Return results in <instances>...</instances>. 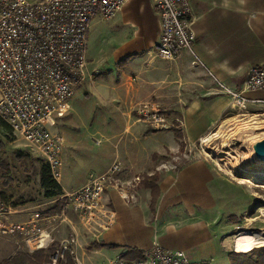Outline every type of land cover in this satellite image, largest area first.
<instances>
[{
    "label": "crops",
    "instance_id": "crops-1",
    "mask_svg": "<svg viewBox=\"0 0 264 264\" xmlns=\"http://www.w3.org/2000/svg\"><path fill=\"white\" fill-rule=\"evenodd\" d=\"M191 12L195 57L183 52L174 61L153 54L160 20L151 0H128L112 19L91 23L87 61L94 80L76 91L70 106L88 94L114 103L117 113L103 116L119 126L87 136L59 133L65 139L61 189L76 190L116 166L106 192L116 223L90 238L73 219L82 264L140 259L154 238L167 250L183 251L193 264H230L231 247L212 220L217 172L196 145L235 116L213 79L240 90L251 67L264 69V0H191ZM246 97L260 103L248 105L245 114L264 121V89ZM143 105L166 128L139 120L136 111ZM78 137L84 145L75 147ZM187 150L193 156L182 161ZM152 176L158 193L153 212ZM128 185L126 202L116 187Z\"/></svg>",
    "mask_w": 264,
    "mask_h": 264
},
{
    "label": "built area",
    "instance_id": "built-area-1",
    "mask_svg": "<svg viewBox=\"0 0 264 264\" xmlns=\"http://www.w3.org/2000/svg\"><path fill=\"white\" fill-rule=\"evenodd\" d=\"M127 1L0 0V120L29 153L43 160L60 187L65 139L55 125L70 110L76 91L93 83L94 72L87 61L91 23L96 17L112 19ZM151 2L160 20L155 57L174 61L183 52L195 57L191 0ZM213 80L217 90L229 97L230 110L244 112L248 105L260 103L246 93L264 89L262 68L251 67L240 90ZM148 108L143 105L136 111L139 120L154 129L166 128L164 119L148 113ZM192 156L189 151L185 161ZM116 168L37 204H16L0 195V240L11 242L26 255L48 251L45 264H66L68 258L81 264L73 219L91 238L115 225L116 213L106 192ZM129 187H116L126 202ZM108 264L193 263L183 251L167 250L154 238L142 258L114 259Z\"/></svg>",
    "mask_w": 264,
    "mask_h": 264
},
{
    "label": "rangeland",
    "instance_id": "rangeland-1",
    "mask_svg": "<svg viewBox=\"0 0 264 264\" xmlns=\"http://www.w3.org/2000/svg\"><path fill=\"white\" fill-rule=\"evenodd\" d=\"M94 34L98 36V33ZM79 101L71 104L72 109L56 123L55 131L87 136V132L103 130L108 126L110 129L118 128L116 121L103 116L117 113L114 103H102L89 94L83 95ZM234 112L235 116L230 122L217 125L196 145L197 150L213 163L217 172L212 188L216 194L218 211H214L212 220L219 236H226L231 247L230 253H237L233 243L240 234L259 238L256 247L264 249V166L257 161L252 147L254 143L264 140V121L258 116L248 117L245 112ZM7 134L8 131L0 130V195L16 204L29 205L45 201L39 185L43 160L29 153L11 133V139L8 140L4 137ZM79 137L73 141L74 145H78L75 147L84 145V139ZM94 142L98 144L99 139ZM188 150L182 156V161ZM78 242L80 245V237ZM17 252L22 251L16 245L0 240V264ZM44 252L49 255L48 251Z\"/></svg>",
    "mask_w": 264,
    "mask_h": 264
},
{
    "label": "trees",
    "instance_id": "trees-1",
    "mask_svg": "<svg viewBox=\"0 0 264 264\" xmlns=\"http://www.w3.org/2000/svg\"><path fill=\"white\" fill-rule=\"evenodd\" d=\"M0 130L8 131L9 134L5 135L8 140L11 139V131L8 125L0 120ZM1 142V141H0ZM150 183L148 187L151 189V204L150 211H154L156 200H157V190L155 182L157 176L149 177ZM40 190L43 199L48 200L59 196L62 192L61 187L51 178L48 167L44 164L40 171L39 180ZM133 257H140V253L134 252ZM263 255V259L261 256ZM230 264H264V249L254 248L247 253H230ZM48 260V255L43 250H38L32 255L28 256L22 252H17L8 259L2 261L1 264H45ZM66 264H73L71 259H67Z\"/></svg>",
    "mask_w": 264,
    "mask_h": 264
},
{
    "label": "bare ground",
    "instance_id": "bare-ground-1",
    "mask_svg": "<svg viewBox=\"0 0 264 264\" xmlns=\"http://www.w3.org/2000/svg\"><path fill=\"white\" fill-rule=\"evenodd\" d=\"M252 147L255 157H257V161L260 162L262 166H264V162L260 160L258 152L256 150V143H254ZM258 240L259 238L256 239L250 234H240L237 237H235L233 246L237 252L247 253L252 249H254L256 246H258L259 244Z\"/></svg>",
    "mask_w": 264,
    "mask_h": 264
},
{
    "label": "water",
    "instance_id": "water-1",
    "mask_svg": "<svg viewBox=\"0 0 264 264\" xmlns=\"http://www.w3.org/2000/svg\"><path fill=\"white\" fill-rule=\"evenodd\" d=\"M256 150L258 152L260 160L264 162V140L256 144Z\"/></svg>",
    "mask_w": 264,
    "mask_h": 264
}]
</instances>
